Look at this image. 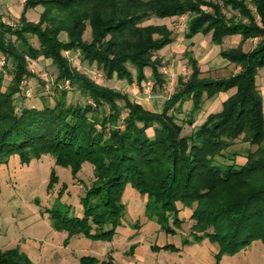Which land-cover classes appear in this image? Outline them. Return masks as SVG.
Segmentation results:
<instances>
[{
    "label": "trees",
    "instance_id": "16d2710c",
    "mask_svg": "<svg viewBox=\"0 0 264 264\" xmlns=\"http://www.w3.org/2000/svg\"><path fill=\"white\" fill-rule=\"evenodd\" d=\"M38 6L43 7L39 20H29L27 11ZM185 14L187 38L210 33L222 46L227 37L241 36L236 46L220 50L240 69L222 78L204 76L194 51L187 49L191 73L179 76L160 112L94 80L65 54L78 51L85 68L95 66L106 79L117 76L141 89L150 75L152 94H162L167 79L158 53L176 36L166 23L147 21ZM20 22L18 29L0 27V164L12 156L29 164L50 155L76 180L85 163L93 166L94 179L80 198L82 216L57 201L44 210L57 230L69 238L111 241L123 225V197L131 186L146 196V212L157 210V222L168 235L181 228V210H191L190 232L182 243L216 242L218 261L264 242V94L258 85L264 68V0H25ZM88 27L90 40L85 39ZM40 59L57 68L53 95H42L41 107L19 106L23 82L36 77L30 61ZM65 80L69 88L61 86ZM73 87L82 102L69 100ZM221 93L229 94L222 109L184 134L182 122L194 124L205 102ZM238 141L242 147H236ZM58 182L53 168L49 190ZM66 189L63 184L59 199ZM157 248L178 250L172 243ZM80 261L115 264L110 253L103 261L95 256ZM0 264L33 262L10 248L0 249Z\"/></svg>",
    "mask_w": 264,
    "mask_h": 264
},
{
    "label": "rangeland",
    "instance_id": "374dc122",
    "mask_svg": "<svg viewBox=\"0 0 264 264\" xmlns=\"http://www.w3.org/2000/svg\"><path fill=\"white\" fill-rule=\"evenodd\" d=\"M24 1L11 0L14 9L11 13L8 5L0 0V15L13 21L15 26H9L13 29L21 26L20 17ZM42 10V6L29 9L27 18L37 22ZM188 19V15L185 14L175 18H152L147 21V23H166L176 36V44H170L158 53L163 59L162 71L174 80L166 84H171L173 87L177 86L178 76L188 77L191 73L188 59L185 56V51L189 47L184 45L182 39L187 30ZM201 35L203 34L199 33L195 38ZM62 38L66 39V35L63 34ZM85 39H91L90 27L86 31ZM205 39L198 42L204 47V51L199 52L196 49L197 43L190 47L195 56L199 58L204 76L222 78L239 71L240 67L226 62L219 54L222 48L238 44L239 38H228L222 46L213 47H208L210 42ZM31 42L37 45V37L32 36ZM257 42V38L250 39L244 45L245 50L252 49ZM65 54L74 67L87 71L94 80L112 88L119 87V90L129 91L128 93L132 91V86L128 82L106 79L95 66L85 68L78 51L65 52ZM171 56L178 61L179 67L175 71H172V61L169 58ZM30 69L34 71L36 77L23 82V85H26L25 95L24 101L19 106L24 104L41 107L43 105L42 95L45 97L53 95L52 89L57 77V68L51 60L40 59L30 61ZM258 85L264 94V68L260 70ZM130 95L136 99V95L132 92ZM228 95V93H221L207 100L202 110L197 113L194 124L182 122L183 133L190 134L194 126L205 120L207 114L221 110L222 103ZM154 96L151 91L150 94L147 93L144 97H140L145 103L149 101V108L157 110L151 104L154 101L159 107V98ZM69 100L82 102L84 97L77 88L73 87L69 93ZM188 105L184 106L185 113L189 110ZM181 117L186 116L182 114ZM242 146L243 142L238 141L236 147ZM53 168L56 169L59 182L52 190H49L48 185ZM93 179L91 164L83 165L79 180H76L72 177L69 168L56 166L54 158L50 155H44L41 159H35L29 164H22L18 156H12L7 163L0 164V249L18 248L29 256L33 264H81L80 258L83 256H95L99 261H103L109 253L113 255L115 264H264V242L262 241L252 243L235 255H223L219 261L216 257L219 245L216 242L205 239L191 245L183 244L182 240L189 234L192 224L191 210H181L180 217L183 219L181 228L177 229L176 234L168 235L161 230L157 222V210L146 212V196H142L131 186L127 187L123 197L125 204L123 225L118 228L117 234L111 241L92 240L80 235L69 238L67 232L59 231L52 225L44 210L52 207L57 201L71 205L74 213L82 216L83 208L80 198L84 195L85 186L89 185ZM63 184L67 186V189L59 199L58 193ZM151 205L154 206L153 201ZM166 243L174 244L178 250L157 248Z\"/></svg>",
    "mask_w": 264,
    "mask_h": 264
},
{
    "label": "crops",
    "instance_id": "0c3cea01",
    "mask_svg": "<svg viewBox=\"0 0 264 264\" xmlns=\"http://www.w3.org/2000/svg\"><path fill=\"white\" fill-rule=\"evenodd\" d=\"M2 2L3 3H5V4H7L8 5V9L9 10H11V13H13L12 11H14V9H13V6L11 5V0H2ZM199 34V33H198ZM197 35V34H196ZM195 35V36H196ZM195 36L193 37V38H187L186 36H185V33H184V37L182 38L183 39V43H184V45H186V47H189L188 49H190V47H192L191 46V44L194 42V43H197V46H196V49L199 51V52H202V51H204L205 49H204V47L201 45V44H199L200 43V41L201 40H203V39H208L209 40V42H210V44H208V42H207V44H208V47H213V46H215V44H214V42L212 41V37H211V34L209 33V34H203V35H201V36H199L198 38L196 37L195 38ZM206 36H208V38L206 37ZM239 38V40H241V36H239V35H233V36H229V37H227L226 39H225V41L224 42H226V40L228 39V38ZM205 39V40H206ZM199 42V43H198ZM240 42V41H239ZM173 43H175L176 44V40L173 42ZM172 43V44H173ZM209 45H211V46H209ZM237 44H233V45H231V46H236ZM169 47V46H168ZM193 50V49H192ZM219 54H220V52H219ZM221 56V55H220ZM222 58H223V60H225L226 62H228L229 63V61L226 59V58H224L223 56H221ZM170 59H171V61H172V63H171V65H172V71H175V70H177L178 69V61L174 58V57H169ZM198 58V57H197ZM198 60H199V58H198ZM200 62V61H199ZM165 76H166V79H167V83L168 82H174V80L171 78H169L168 77V75H166V73H165ZM178 78H179V76H178ZM178 78H177V81H178ZM109 80H118V78H117V76H114L112 79H109ZM149 80L150 81H153V78H152V76H150L149 75ZM120 82H122V81H120ZM130 84V83H129ZM167 85V84H166ZM131 86H132V88H131V90L132 91H130V93L132 92V94L133 95H136V100L137 101H140V102H143L146 106H148V104H150L149 103V101H147V103H145L144 101H143V99H141L142 97H140V96H145V94H147V93H149L150 94V92L152 91V90H148L146 87V84L144 85V89H141L139 86H138V84L136 83V82H133V83H131ZM174 86H175V84H174ZM175 87H173V89H174ZM117 89H119V87L117 88ZM172 89V90H173ZM127 92H129V91H127ZM129 93V94H130ZM154 97H158L159 99V107H157L156 105H155V102L153 101V103H151L157 110L156 111H161L162 110V108H163V105H164V102L166 101V99L169 97V95L166 93V91L164 90L163 91V94L161 95V94H157V95H155ZM163 98V99H162ZM152 98H150V100H151ZM224 99V98H223ZM225 100V99H224Z\"/></svg>",
    "mask_w": 264,
    "mask_h": 264
},
{
    "label": "built area",
    "instance_id": "2783aa9c",
    "mask_svg": "<svg viewBox=\"0 0 264 264\" xmlns=\"http://www.w3.org/2000/svg\"><path fill=\"white\" fill-rule=\"evenodd\" d=\"M1 25H5V26H15V24L13 23V21L11 20V19H8V18H4V17H2L1 15H0V27H1ZM66 53H70V50H68V51H66ZM1 64H3V61H0V65ZM153 84H154V82L153 81H147V83H146V88L150 91V90H152V88H153ZM62 87H65V88H69L70 87V82H69V80H65V82L63 83V85H61ZM172 88H173V86H171V84L170 85H165L164 86V90L166 91V93L168 94V95H170L171 94V92H172Z\"/></svg>",
    "mask_w": 264,
    "mask_h": 264
}]
</instances>
